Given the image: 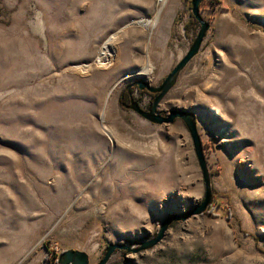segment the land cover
Listing matches in <instances>:
<instances>
[{
  "label": "rangeland",
  "instance_id": "obj_1",
  "mask_svg": "<svg viewBox=\"0 0 264 264\" xmlns=\"http://www.w3.org/2000/svg\"><path fill=\"white\" fill-rule=\"evenodd\" d=\"M189 1L167 17L168 0L144 28L133 22L153 20L158 0H0V264H55L66 250L97 264L107 243L151 238L200 204L184 123L151 124L120 102L188 50ZM200 14L211 29L157 110L195 114L212 200L108 264H264V0H204Z\"/></svg>",
  "mask_w": 264,
  "mask_h": 264
},
{
  "label": "water",
  "instance_id": "obj_2",
  "mask_svg": "<svg viewBox=\"0 0 264 264\" xmlns=\"http://www.w3.org/2000/svg\"><path fill=\"white\" fill-rule=\"evenodd\" d=\"M203 2L204 0H190V12L196 21L194 26L195 35L191 40L188 50L181 57V59L177 61L175 66L161 81V83L158 86H152L148 81L140 77L126 87L128 91L132 87H136L138 91L145 90L149 94H157L148 105L147 110L142 109L140 105L133 100L130 101V105L122 104V107L134 111L138 116L151 124H168L172 123L175 119H180L184 123L187 131L189 132L194 154L201 171L204 185L203 199L199 205L192 207L187 212L173 213L164 218L160 221L157 232L151 238L142 241H129L121 244L107 243L102 257L97 264H108L111 257L116 252H124V261H127L125 257L127 253L135 254L152 249L162 241L171 223L185 221L192 216L200 215L210 205L213 196L210 172L204 157L202 141L198 133L195 114L187 110H171L168 115L162 116L157 110L159 102L176 84L180 73L190 63V61L200 53L206 34L211 29L210 22L204 19L200 14V5ZM57 264H89V256L87 253L82 251L66 250L58 255Z\"/></svg>",
  "mask_w": 264,
  "mask_h": 264
},
{
  "label": "bare ground",
  "instance_id": "obj_3",
  "mask_svg": "<svg viewBox=\"0 0 264 264\" xmlns=\"http://www.w3.org/2000/svg\"><path fill=\"white\" fill-rule=\"evenodd\" d=\"M176 0H172V3H171V6H169L167 12H166V15L167 17L170 15L171 13V9L173 8L174 4ZM159 4H158V8H157V11H156V15H155V18L153 20H148V19H141V20H138L136 22H133V24H136V25H139V26H142L144 28H154V26L157 24V19H158V16L160 15L161 11H163L162 9L164 8V6L166 5V3L168 2V0H158ZM175 7V6H174ZM160 34H159V39L164 41L165 38V35H164V30H165V27H160ZM114 39V37H110L108 42L110 43L112 40ZM109 43H106L103 48L100 50L99 54H98V60H99V64H106L107 61H108V58L110 56V44ZM159 45V44H158ZM150 71V68H141L137 74L139 75H145L147 73H149ZM119 142L123 143V140H119ZM80 145V144H79ZM82 146V145H81ZM133 150V149H132ZM92 152V151H91ZM120 154V153H119ZM88 155V154H87Z\"/></svg>",
  "mask_w": 264,
  "mask_h": 264
},
{
  "label": "flooded vegetation",
  "instance_id": "obj_4",
  "mask_svg": "<svg viewBox=\"0 0 264 264\" xmlns=\"http://www.w3.org/2000/svg\"><path fill=\"white\" fill-rule=\"evenodd\" d=\"M128 86V85H127ZM126 86V87H127ZM125 89L120 93V102H121V105L122 104H125V105H130V101L133 100L135 102H137L140 107L144 110H147L148 108V105L150 104V102L153 100V98L157 95V94H149L147 93L145 90H142V91H138V95H135L134 94V90L136 89V87H132L129 91ZM148 97V104L147 106L144 108L142 105H141V101L145 98V97ZM126 110H130L128 108H124ZM132 111V110H130Z\"/></svg>",
  "mask_w": 264,
  "mask_h": 264
},
{
  "label": "trees",
  "instance_id": "obj_5",
  "mask_svg": "<svg viewBox=\"0 0 264 264\" xmlns=\"http://www.w3.org/2000/svg\"><path fill=\"white\" fill-rule=\"evenodd\" d=\"M189 4H190V1H189ZM188 4V5H189ZM196 24V21H195V19L193 18V16L191 15V14H189V19H188V22H187V24L185 25V30L187 31H190L192 28H193V26ZM54 259L55 260H57V256L56 255H54ZM55 264H57V261H55Z\"/></svg>",
  "mask_w": 264,
  "mask_h": 264
}]
</instances>
